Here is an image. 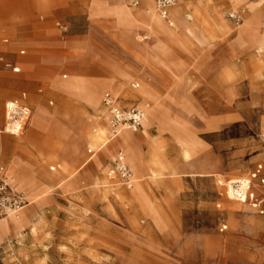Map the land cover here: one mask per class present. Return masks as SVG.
<instances>
[{
  "label": "rangeland",
  "instance_id": "374dc122",
  "mask_svg": "<svg viewBox=\"0 0 264 264\" xmlns=\"http://www.w3.org/2000/svg\"><path fill=\"white\" fill-rule=\"evenodd\" d=\"M95 1L123 5L137 28L123 26L115 16L91 14ZM247 2L254 12L237 27L229 14ZM199 4L203 11L195 14ZM180 7L173 27L163 20L176 32L166 33V41L147 20L148 10L157 15L153 0H0V165L7 168L5 156H12L4 155L5 142H18L44 201L33 214L36 229L27 231L25 243L19 237L2 246L0 264H233L242 257L243 240L252 241L246 251L264 256V238L252 231L264 216L235 202L229 184L249 179L264 161V45L242 54L235 43L248 23L264 22V6L248 0H185L172 10ZM179 21L193 30L178 31ZM160 41L175 73L146 62ZM83 62L98 73L90 75ZM114 62L134 75L124 88L144 98L143 128L153 127L154 140L148 143L139 131V150L137 134L128 130L98 153L100 128L110 139L101 105L107 90L99 97L82 94L88 105L58 85L72 79L108 81L113 74L107 66ZM130 63L140 64V72ZM154 76L155 93L144 85ZM132 84L140 88L133 90ZM121 90L108 91L119 95ZM10 101L27 106L31 120H38L33 113L41 106L55 121L40 130L30 120L19 137L7 135L2 130ZM91 124L90 135L101 140H94V147L80 139L82 126ZM72 138L78 139L77 152L69 147ZM116 144L131 171L129 183L114 172ZM88 149L96 156L86 166ZM148 150L152 165L144 169ZM19 165L15 158L9 173L25 185ZM23 190L32 202L24 215L40 197L31 187Z\"/></svg>",
  "mask_w": 264,
  "mask_h": 264
},
{
  "label": "crops",
  "instance_id": "0c3cea01",
  "mask_svg": "<svg viewBox=\"0 0 264 264\" xmlns=\"http://www.w3.org/2000/svg\"><path fill=\"white\" fill-rule=\"evenodd\" d=\"M188 1H190V0H188ZM134 3H136V2L134 1L132 3V7H137V6H133ZM248 4H249V2L246 3L247 7H248ZM199 6H200V4L195 9H192V11L195 14L197 12L202 13L203 9H201V11H200L198 9ZM173 8H171L168 11L167 19H165L156 8H155V11L157 12V15L162 20H165L167 22L168 25H169L168 21H170L173 23V26H174L173 18L178 19L181 16L184 8L180 7L178 9H176L175 11L172 10ZM90 10H91V14L103 15V16H115L116 18H118V20L121 22L120 24H122L123 26L126 25V26L131 27V28H137L136 21L131 17V14L128 12V10L123 5L118 6L116 8H111L108 6V3H105L102 1H95ZM196 10H199V11H196ZM146 14H147L148 22L149 21L153 22L154 28L156 30L162 31L164 33L163 35H161V37L164 38L166 41H170L169 36L166 34V31H167L166 29H168V28L166 27L165 23L161 24L160 22H158L155 19L151 10H148ZM172 14H173V16H172ZM173 26H170V27H173ZM126 34H127L128 38H131L129 36L130 33L128 34V32H126ZM4 43L7 44L8 39H5ZM235 43H236V45L243 47V50L241 51L242 54H247L248 52H251V50L260 51L259 48L264 45V22L261 25H258L256 27L253 26L252 22L248 23L247 26H244V28L240 32L237 33ZM164 52H165V45L163 42L160 41L158 43V46H157V53L155 52V54H153L151 56L148 55V57L146 58L147 64L149 66L152 65V66L158 67L159 69L164 71L163 73H167V71H169L170 73H175V71H173L174 68L172 66H170L168 61L166 60V58H165L166 55H163V54H165ZM24 54H25V52L22 51L21 55H24ZM83 63L87 66V68H89V70H90L89 74L90 75H94V74L96 75L98 73L99 70L96 67H92L89 65V63H86V62H83ZM130 64H132V66L134 65L133 67H136V69L135 68H131V69H135V72H140V67H138V66H140V64L139 65H136V63L135 64L130 63ZM6 67L11 68L14 74L21 73V68H19L17 66H12L10 64L9 65L7 64ZM107 69H108V71H110L113 74L112 78L109 79L108 81H86V80L72 79L70 82H68L66 84H59L58 88L71 92L72 94L75 95V99L78 102H84V103H87L88 105H89V103L82 96V94H85L86 96H89V97L90 96L91 97H99V96H101L102 90H107V92L103 94L102 99H101V105L102 106H103V104H102L103 97L106 94H111L119 100V104L121 105L122 108H131L134 106L144 108L143 104L145 103V101H144V98L140 95L139 91L138 92H128V91H126V88H124V83L129 81L130 79L134 78V75L131 72L127 71V66H125V64L120 63V62H114L113 64H109V66H107ZM115 69L120 74H122L124 77L113 72ZM149 76H151V75L148 74V77ZM157 79L158 78L154 76L153 80H155V81L152 80V83H150V84L145 83L144 84L145 87L152 89L155 93V87H156L157 81H158ZM132 85H131V88H132ZM137 85L139 86L138 87V89H139L140 85L139 84H137ZM81 86H82L83 90L78 89V87H81ZM109 88H121L122 90H121V93L118 95L112 91H108ZM138 89H133V90H138ZM122 91H124L125 93L122 94L123 93ZM124 95H126L128 97V99H125L123 97ZM25 97H26V95H23V98H25ZM10 103H17L20 106L28 108L27 106L20 104L18 101H10L6 104V109H7V105ZM103 108L105 109L104 106H103ZM144 110L146 111L145 108H144ZM33 114H34V116H36V118H38V120L32 118V120L30 122L32 127H34L35 129H40V130L46 129V127H48V125H47L48 122L52 123L55 121V117L48 116L45 109L41 106H37V108L34 109ZM105 119H106V116H105ZM39 123L42 124V127L39 125ZM156 123L157 122H155L154 125ZM5 124H6V122H5ZM93 125L94 124L84 125L81 128L80 139L84 142H87L89 144V146L91 144L90 129H91V127H93ZM151 128H153V127L143 128V125H142V129L140 130L142 132V133H140L141 137L146 139V141L148 143L151 142L152 140H154V139L150 138V136H149V130ZM2 132H3V130H2ZM137 133H134V134H137ZM7 135H9V134H7ZM10 136H12V135H10ZM19 136L20 135H17L16 137H19ZM117 138L111 139V136H110L109 140H105L104 143H100L97 147L98 153L100 152V149L104 145H108L111 142H115V140ZM77 140H78L77 138H72L71 141H69V147H70V149L74 150V152H77L80 149L79 144H78L79 142ZM140 144H141L140 135L137 134L136 138H135V147H138V149H139ZM4 147H5L4 155L6 152H10L12 156H5V157H8L7 168L4 167L3 165H0V167H3L5 169L6 176L9 178L12 187L13 188L17 187L18 189L17 188H14V189L16 191H19V192H21L24 188H30L31 187L32 188V194L34 196L39 195L40 199H39L38 205L34 206L33 209H30V211L25 213L20 220H18V221L4 220V219L1 220L2 222H0V248H2V246H4V245L5 246L8 245V243H11L12 240H14V239L16 240L19 237L20 238L22 237L21 241H22V243H25V241L28 238V236H27L28 232L27 231L29 229H34V230L36 229V224H34V222H33V214L37 211V209L39 207H41L44 204L43 197H41L42 194L40 192L36 177L31 172V169H30L28 163H26L24 160L26 155H27L25 152V149L22 148L19 145V143L16 142L15 140L14 141H6L4 144ZM115 150H118L119 153L123 154V152L120 151V150H123L120 145L116 144L114 151ZM87 154H88V159L83 164L86 166L89 163H91L96 156L95 151H93L92 149H88ZM15 158L19 159L20 165L18 166V171H19L20 175L27 181V183L25 185L24 184L21 185V184L17 183L16 181H15L16 184H14V182H12V179L10 178L11 175L9 173V167L11 166V164ZM143 158L145 160L144 169H146L147 165H149V166L152 165L151 162H149L150 161L149 150H148V153L146 154V156L144 155ZM115 164H116V161L114 162V165ZM258 169H264V164L259 166ZM143 175H144V171L141 174L140 180L144 177ZM262 176H264V171L262 172ZM12 177L14 178V175H12ZM140 180H139V186H140V182H141ZM219 185L225 186L224 182H221ZM257 193L259 196H261L262 194H264V189H258ZM229 199H231V198H229ZM29 200H30V198H29ZM29 206H30V201H29V204L27 207H29ZM258 221H259L258 222L259 224L254 226L252 228V231L254 234L257 233L258 235H261L264 238V224H261V223H264V220L258 219ZM243 244H244V246H243L244 250L242 253V257L237 259V261H233V264H264V256H257L256 254H252V253L245 250V245H247V244L251 245L252 244L251 240H247V241L243 240ZM4 253H6V251L0 252V258H1V254H4Z\"/></svg>",
  "mask_w": 264,
  "mask_h": 264
},
{
  "label": "built area",
  "instance_id": "2783aa9c",
  "mask_svg": "<svg viewBox=\"0 0 264 264\" xmlns=\"http://www.w3.org/2000/svg\"><path fill=\"white\" fill-rule=\"evenodd\" d=\"M155 8L161 15L167 19L168 11L185 0H153ZM196 1V0H190ZM264 5V0H248ZM134 3L133 6H137ZM247 7H243L235 12L229 14V19L234 22L237 27L242 26L246 16L249 14ZM170 26L173 23L168 21ZM137 84H133V89H138ZM102 104L105 107L108 115V124L111 139L117 138L124 130L137 133L142 129V122L145 118V111L143 108L134 106L131 108H122L119 100L111 94H106L103 97ZM30 118V110L26 107L20 106L17 103H10L7 105L6 124L3 132L12 136H17L25 130ZM264 164V161H263ZM264 169H258L257 172L249 179H239L230 181V190L232 192L233 200L243 205H248L264 216V194L262 200L257 196L258 189H264V176L262 172ZM120 177L130 182L131 171L126 163L125 156L119 153L115 164V171ZM258 181V182H257ZM29 204L25 193L16 191L9 178L6 176L5 169L0 167V221L11 216H17Z\"/></svg>",
  "mask_w": 264,
  "mask_h": 264
},
{
  "label": "bare ground",
  "instance_id": "6f19581e",
  "mask_svg": "<svg viewBox=\"0 0 264 264\" xmlns=\"http://www.w3.org/2000/svg\"><path fill=\"white\" fill-rule=\"evenodd\" d=\"M252 4H257V5H262V6H264L263 4H261V3H255V2H251ZM244 5V4H243ZM248 8V10H249V15L248 16H250L251 14H253V12H254V9H253V7H251V6H248L247 7ZM177 18V17H176ZM191 18V17H190ZM158 22H160L161 24H164V22H163V20L158 16V15H156V18H155ZM157 22V23H158ZM178 23V22H177ZM179 23H180V28H178V31L179 30H181V28L182 27H185V28H187V29H192L193 30V28L192 27H190V26H187V25H185L184 23H182V22H180L179 21ZM149 24V27H151V29H153V25L151 24V23H148ZM162 29V28H161ZM167 31H166V33H169V34H171V35H175L176 34V32H173V31H170L169 29H166ZM151 31V30H150ZM175 37V36H174ZM264 47H261V49H263ZM145 111V110H144ZM147 111H145V118H144V120H143V122H142V125H143V123L145 122V120H146V118H147V113H146ZM31 120V113H30V118H29V121ZM28 121V122H29ZM101 131V132H100ZM100 131H99V133H102L103 135L101 136L100 135V138L102 137V141L101 140H98V139H100V138H98L97 140H98V142H100L101 141V143H104L105 142V139H104V136H105V134H106V130H104L103 128H100ZM124 131H128V130H124ZM124 131H122V132H124ZM96 132H98L97 131V129H95V131H94V133H96ZM121 132V133H122ZM98 133V134H99ZM120 133V134H121ZM93 135H96V134H93ZM107 135V134H106ZM95 137V136H94ZM94 137H92L91 136V146L92 147H94V145H95V143H94ZM97 137H99L98 135H97ZM90 140V139H89ZM97 140H95V141H97ZM104 140V141H103ZM97 143V142H96ZM96 146V145H95ZM106 146V145H105ZM155 147L154 148H156L155 150H156V152L157 151H159V147L157 148V144H155L154 145ZM112 148V147H111ZM159 154V153H158ZM11 179H12V182H14V184H16L15 183V180H14V178L13 177H10ZM13 184V185H14ZM139 186V185H138ZM14 188H17V187H14ZM18 189V188H17ZM21 192H23V193H25L27 196H28V194L24 191V190H22ZM28 198H29V196H28ZM32 205V202L30 201V206ZM29 206V207H30ZM28 209V207L27 208H25L22 212H20L17 216H11V217H9V218H6V219H4V220H14V221H18V220H20L21 219V217H22V215H23V213L26 211ZM0 222H2V221H0ZM255 223V222H254Z\"/></svg>",
  "mask_w": 264,
  "mask_h": 264
}]
</instances>
